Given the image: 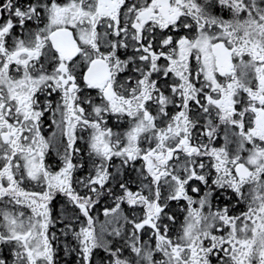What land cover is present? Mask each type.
I'll use <instances>...</instances> for the list:
<instances>
[{
    "label": "snow or ice",
    "instance_id": "obj_1",
    "mask_svg": "<svg viewBox=\"0 0 264 264\" xmlns=\"http://www.w3.org/2000/svg\"><path fill=\"white\" fill-rule=\"evenodd\" d=\"M0 264H264V0H0Z\"/></svg>",
    "mask_w": 264,
    "mask_h": 264
}]
</instances>
